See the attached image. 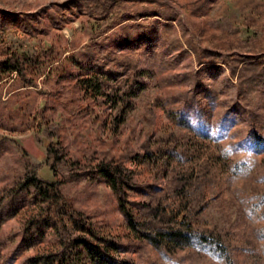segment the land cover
<instances>
[{
    "label": "rangeland",
    "instance_id": "obj_1",
    "mask_svg": "<svg viewBox=\"0 0 264 264\" xmlns=\"http://www.w3.org/2000/svg\"><path fill=\"white\" fill-rule=\"evenodd\" d=\"M112 1L0 0V63H23L22 73L0 67V264L66 246L51 218L14 256L49 208L33 188L17 193V174L56 182L93 242L124 264H264V90L243 92L231 71L264 55V0H118L98 18L97 4ZM162 10L176 14L170 24ZM208 152L217 165L205 169ZM109 163L123 166L142 218L150 197L186 183L190 245L157 248L132 230ZM78 255L109 264L91 246Z\"/></svg>",
    "mask_w": 264,
    "mask_h": 264
},
{
    "label": "trees",
    "instance_id": "obj_2",
    "mask_svg": "<svg viewBox=\"0 0 264 264\" xmlns=\"http://www.w3.org/2000/svg\"><path fill=\"white\" fill-rule=\"evenodd\" d=\"M112 3L114 4H97L95 12L99 14L98 18H106L108 14L115 10L113 7L118 3V0H114ZM84 6L88 7V9L91 8L88 3H84ZM161 15L168 24L173 21L172 18L176 17V14L170 10H162ZM53 19H58V17H53ZM125 31L130 39H135L141 35V30L138 28H128ZM242 63L237 62L231 67L232 75L238 76L241 90L243 92H250L256 89L264 90V55L253 56L251 59L243 60ZM22 65L23 63L19 58H12V60H5L0 63V67L5 69L4 71L16 70L21 73ZM80 87L81 91H85L86 95L88 93H93L94 95L95 91H97L95 84L87 79L84 80L83 85H80ZM119 96V93L113 94V99H117ZM55 147L57 151H62L64 155L67 154L61 143H58ZM214 154L213 152L206 154L205 169L217 165ZM242 170L246 176H251L252 168L250 166L243 165ZM102 171L111 182L113 188L120 193L122 210L128 217L132 230L142 235L157 248L166 247L165 242L172 243L175 247L190 245L193 237L191 236L192 230L189 225V217H186V214H182V210L184 206L190 205L194 198L186 194V183L177 186L176 188L178 189L175 191L172 189V192H159L158 198L156 195L150 197L149 203L144 208L145 218H142L133 212L124 196V186L131 184V182L124 176L123 166L109 163V165L102 166ZM16 184L23 187L17 193L22 192L24 189H35L41 199L49 202V208L44 216L35 218L32 224L25 229L24 238L15 250L14 256H21L29 249L28 247L33 244L35 235L43 228L45 222L51 218L56 220L60 228L61 237L66 242L65 248L53 257L27 258L21 264H64L65 261L68 264H76L79 249L85 245L93 248L96 258L106 259L109 264H124L122 260L115 258L106 246L93 242V236H95L93 229L82 219L73 205L59 193L60 188L56 182L44 181L37 176L28 177V175L17 174ZM199 198L201 199V195L197 196L196 200ZM0 213L3 214L4 210L1 209Z\"/></svg>",
    "mask_w": 264,
    "mask_h": 264
}]
</instances>
